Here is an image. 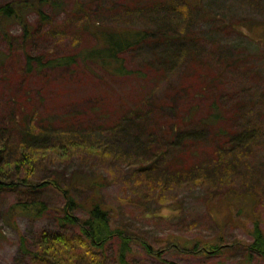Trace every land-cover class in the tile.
Returning a JSON list of instances; mask_svg holds the SVG:
<instances>
[{"label": "rangeland", "instance_id": "1", "mask_svg": "<svg viewBox=\"0 0 264 264\" xmlns=\"http://www.w3.org/2000/svg\"><path fill=\"white\" fill-rule=\"evenodd\" d=\"M11 1L0 0V5ZM30 1L36 5L27 11L31 24L28 40L17 22L0 30V146L15 145L23 122L33 118L34 125L43 129L70 133L72 139L88 147H103L104 157L81 147L69 158L43 161L36 174L39 179H61L64 185L76 177L86 181L102 177L106 183L101 194L113 208L114 222L157 248L173 236L227 246L217 255H192L173 248L163 255L167 261L264 264V258L249 255L245 248L252 241L253 218L260 220L264 230V135L240 154L237 165L231 164L225 153L234 146L233 136L246 122L256 119L264 129V37L253 40L226 28L240 19L264 23V0H204V8L215 16L194 17L192 35L200 40L199 54L183 64L176 63L173 58L160 59L157 54L164 47L149 42L122 56L126 71L121 75L80 60L96 43L88 29L156 24L165 19L168 7L162 5L166 9L157 14L160 4L144 5V0ZM79 3L85 12H77ZM38 10L47 14L48 21L40 18ZM29 55L50 62L64 57L74 60L41 71L35 61L28 64ZM178 128L196 129L201 134L197 140H177L175 147L172 132ZM220 130L228 135L221 136ZM146 144L151 152L159 145L168 149V156L153 167L154 181L165 185L149 197L136 187L138 166L126 158ZM172 145L176 149H170ZM58 150L56 156H62ZM221 156L224 160L220 163ZM226 167L235 176L215 192L189 182L197 175L218 180L220 170ZM255 184L263 194L256 206L245 205L251 215L246 211L238 214L237 208L228 212L225 195L237 199L252 192ZM24 195L0 191V264H35L20 251L21 235L35 250L43 231L76 232L58 224L57 210L64 200L51 189L42 195L51 211L40 219L19 214L16 228L7 212ZM104 258V264H118L117 244L107 247ZM129 260L131 264H165L139 245Z\"/></svg>", "mask_w": 264, "mask_h": 264}, {"label": "trees", "instance_id": "2", "mask_svg": "<svg viewBox=\"0 0 264 264\" xmlns=\"http://www.w3.org/2000/svg\"><path fill=\"white\" fill-rule=\"evenodd\" d=\"M40 1L41 3H46L53 0ZM144 1L142 3L144 5L158 2L161 9L157 14H160L162 10L168 7L166 15H164L166 16L165 19L163 18L161 22L158 21L156 24L144 22L139 26L112 25L89 28L88 31L95 37L96 43L93 48L87 50L80 57V60L84 63L101 64L111 73L121 75L126 71L122 56L129 50L142 47L149 42H156L164 47V51L161 47V51L159 50L157 54L160 59L169 60L173 58L172 61L176 63L180 62L183 64L193 59L195 53L199 54L200 40L195 38L196 35H192L194 20L197 15L215 16L207 7L204 8V0ZM35 5L36 3L30 0H13L1 4L0 30L10 22H17L24 31L25 41L28 40L31 34V24L27 18V11L34 9ZM162 5L166 6V8L163 9ZM77 12H85L82 3L78 4ZM38 13L43 21H48V16L45 12L38 10ZM226 28L229 32L241 36L245 35L253 40H261L264 37L263 22L256 24L255 22H249L247 19H240V21L228 23ZM170 47H174L177 50L172 52ZM27 60L28 64L35 61L38 69L42 71L47 68L70 65L74 58L64 57L50 62V60L44 61L41 57L33 58L29 55ZM172 61L170 63H173ZM138 111L140 110L138 109L136 112ZM204 123L205 125L207 124L206 122ZM244 125L237 134H233L232 141L235 143L234 146L225 151L226 158L233 165H237L240 154L247 151L250 144L264 135V129L256 119L249 121V123L246 122ZM200 134L196 129H174L172 136L176 139L172 143L177 147V140L185 141L193 138L197 140ZM220 134L221 136L228 135L225 130H220ZM53 138L57 139V141H49ZM19 139L15 145L11 146L8 144V148L7 143H3V146H0V191L7 190L25 194L23 200L16 202L9 208L7 212L9 219L13 221L14 226L17 228L16 218L19 214L32 219L44 217L51 209L42 195L51 189L60 194L64 200V205L57 210L59 212L58 224L62 228L72 227L76 230L75 234L43 231L35 250L29 248L25 236L21 235L20 251L25 255H29L33 263L104 264V252L111 244H117L118 264H131L129 258L133 254V249L136 245H139L148 255L157 257L165 264H178L163 258L164 253L173 248H177L187 254L192 253V255H217L226 249L227 246L221 243L217 244L218 241L181 239L175 236L167 238L162 248H157L146 239L137 236L124 226L117 225L114 222L113 208L103 200L101 194V188L106 183V180L102 179V177L100 180L90 181H86L82 177H76L70 180V183L64 185L61 179H39V175L36 174L37 166L42 164L43 161H54L58 157L69 158L79 152L78 148L81 147L91 155L95 154L104 157L106 153L103 147L95 145L88 147L72 139L70 133H55L43 129L34 125L33 118L28 122H23ZM147 145L149 144L142 146L134 154L127 155L126 158L129 163L138 166L139 176L136 177V187L146 197H149L157 190L162 191V186L165 185L163 181L160 183L154 181L153 167L160 158L168 156V149L159 145L158 150L151 152L146 149V147H149ZM173 145L170 149L174 148ZM57 150L58 152L60 150L63 152H61L62 156L61 154L56 156L55 152ZM222 159L220 163L224 160ZM220 172L218 180H208L206 175H197L195 178H191L189 182L198 185L203 184L215 192L223 182L231 179L230 176H235L229 167L220 170ZM252 186H255L252 192H249V194L247 192L237 199L228 198L229 194L225 195L224 203L228 206V212L237 208L239 210L238 214L241 212V214H244L245 211L247 212L245 205L256 206L259 203L263 189L257 184ZM214 192L212 195H215ZM83 195H86V197L80 198ZM79 211H83L84 214L79 215ZM246 215L249 216L251 214L247 212ZM251 221H253L251 229L252 241L246 243L245 248L249 255H257L264 258V230L259 219L253 218Z\"/></svg>", "mask_w": 264, "mask_h": 264}]
</instances>
